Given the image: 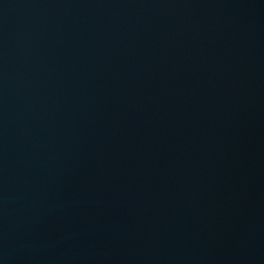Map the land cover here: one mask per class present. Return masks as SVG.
I'll return each mask as SVG.
<instances>
[{
	"label": "water",
	"instance_id": "95a60500",
	"mask_svg": "<svg viewBox=\"0 0 264 264\" xmlns=\"http://www.w3.org/2000/svg\"><path fill=\"white\" fill-rule=\"evenodd\" d=\"M0 264H264V0H0Z\"/></svg>",
	"mask_w": 264,
	"mask_h": 264
}]
</instances>
